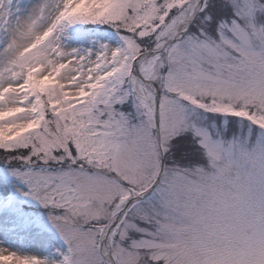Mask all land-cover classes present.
<instances>
[{"label":"snow or ice","instance_id":"1","mask_svg":"<svg viewBox=\"0 0 264 264\" xmlns=\"http://www.w3.org/2000/svg\"><path fill=\"white\" fill-rule=\"evenodd\" d=\"M0 264H264V0H0Z\"/></svg>","mask_w":264,"mask_h":264},{"label":"rangeland","instance_id":"2","mask_svg":"<svg viewBox=\"0 0 264 264\" xmlns=\"http://www.w3.org/2000/svg\"><path fill=\"white\" fill-rule=\"evenodd\" d=\"M30 250H31V249H29L27 245L24 246L25 254H27V252H29Z\"/></svg>","mask_w":264,"mask_h":264},{"label":"bare ground","instance_id":"3","mask_svg":"<svg viewBox=\"0 0 264 264\" xmlns=\"http://www.w3.org/2000/svg\"><path fill=\"white\" fill-rule=\"evenodd\" d=\"M31 251H34V250H30L29 252H27V254H30V253H31Z\"/></svg>","mask_w":264,"mask_h":264}]
</instances>
